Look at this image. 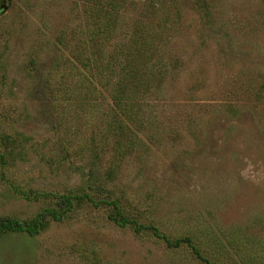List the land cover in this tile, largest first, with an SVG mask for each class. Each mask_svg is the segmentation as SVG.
Masks as SVG:
<instances>
[{
	"label": "rangeland",
	"instance_id": "1",
	"mask_svg": "<svg viewBox=\"0 0 264 264\" xmlns=\"http://www.w3.org/2000/svg\"><path fill=\"white\" fill-rule=\"evenodd\" d=\"M130 1L93 69L78 0H0V218L101 202L1 233L0 264H264V0H178L164 75L110 120Z\"/></svg>",
	"mask_w": 264,
	"mask_h": 264
},
{
	"label": "trees",
	"instance_id": "2",
	"mask_svg": "<svg viewBox=\"0 0 264 264\" xmlns=\"http://www.w3.org/2000/svg\"><path fill=\"white\" fill-rule=\"evenodd\" d=\"M85 19V29L83 38H80V49L84 54V61L88 67L95 69L100 63L102 47L114 37V30L119 16L130 0H78ZM183 1V0H182ZM197 4L199 11H206L205 0H193ZM178 0H142L140 12L137 14L132 27L112 56L113 65H117L118 73L115 83L110 87L111 117L115 119L116 115L124 114L132 106V98L135 93H145L154 79H160L164 75L166 66L158 69L157 63L162 62V50L174 37L177 30L176 21L179 17ZM62 37L56 38V43L62 45ZM138 109V108H136ZM115 112V113H114ZM90 203L93 202L87 195L66 196L61 205H65L61 211L57 210L59 205L54 208L44 210L40 216L47 215L56 220L57 214H63L72 209V205L79 203L82 198ZM119 219L122 216L118 212L115 203H111ZM40 216H37L31 225L24 226L14 219L0 218V234L7 231L25 232L34 235L41 228ZM124 222V221H123ZM152 234L158 237V232L154 227L149 228ZM165 244L170 247H177L180 243H186L195 255L196 250L190 245V240L184 238L169 242L161 237Z\"/></svg>",
	"mask_w": 264,
	"mask_h": 264
}]
</instances>
